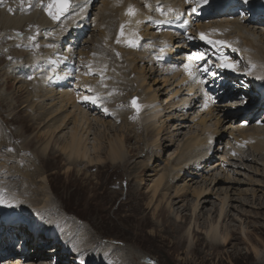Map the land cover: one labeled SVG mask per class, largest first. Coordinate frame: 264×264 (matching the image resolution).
Returning <instances> with one entry per match:
<instances>
[{"label": "bare ground", "instance_id": "obj_1", "mask_svg": "<svg viewBox=\"0 0 264 264\" xmlns=\"http://www.w3.org/2000/svg\"><path fill=\"white\" fill-rule=\"evenodd\" d=\"M1 1L2 0H0V2ZM4 1L7 3V5L4 4L1 8V31H9L13 29H24L23 31H25L27 28L29 29L34 27L33 23L39 22L37 27L40 26L43 31L42 33H44L41 40H46L47 34L54 33L57 35L54 37V39H56L57 42H61L68 40V36L73 34L70 30L71 28L77 29L76 31H78L79 34H81V30H87L90 28V19H92V21L96 23L95 27H97L96 29L99 32V36H97V38L95 36L94 40L90 41L88 46H86V42L89 41L83 40L85 43L83 42L81 47L86 54L88 51L96 52L94 53L93 59L94 62H96L95 67L98 69L99 76L102 77V81L98 82L97 85V80L94 82L96 78L92 77L90 80H88V77L85 76V74L80 75V71L78 73V75H80L81 78L86 81L85 83L92 85V94L95 95L97 100H95L92 104L77 102L73 97L74 92L72 93V91L68 92L67 90H62L61 87L59 90L51 87L47 89L45 88V97H47L49 103H40L38 110H44L45 112L46 117L44 119L40 117L39 118L43 119L41 121H44V123L46 122L45 126L49 127V129L44 131L42 134V136H45L46 140L49 139V141L40 152V156H44L52 147L51 138L54 137L56 133L59 134L68 128L69 121L73 123V126L70 127L68 132L62 134L64 135V140L61 150L67 155V158L69 161H71V163H86L88 168L89 166H95V164H101L102 162L101 146L103 144L101 145V143L98 142V138L95 137L96 139L94 138L95 140L92 142V145H90L91 139L89 136L91 135V131L95 128V125H100V127H97L98 131H100L102 127H105V130L107 131L115 130V132H117L114 134V136L112 135L108 143L109 158H111L113 163L116 164L121 163L126 158L127 153H129L127 146L124 144V134L122 131L127 133L131 131L133 134V132H135L134 128L136 126L137 130L145 128V130L150 131L152 135L153 128L156 129L157 127H160L158 129V133L156 134V140H154V142H159V140L161 141L159 136L163 128L165 130L167 127H174L175 131L180 130L181 128L188 126L185 123L189 121L192 122L197 118L199 119V121L196 119L198 123L195 122V124L197 123V130L193 131L194 133H191L189 135L190 138L184 143H182V140L181 142H178L179 144L177 145L175 152L169 156L166 168H161L163 172L158 175L156 179H154L151 189L153 198H159L161 196L164 199H179V197H182L183 195L179 187H175L173 195L169 193V190L171 187H173L176 180L178 181L180 179H185L184 181L188 182V191L192 192L193 196H195L196 201L194 204H190V221L187 217H185L184 220L177 219L178 221L176 220V223L170 224L176 229L175 230L171 228L172 232L176 234V232L182 231L184 226L189 223L190 226H188L189 228L187 230V233L189 234V240L187 241L190 248H193L196 245V243H194L192 231L202 232L204 234L206 233V240H203L205 245L207 243V245H211V247H225L224 245H228L235 235L233 234V229L228 231V229L224 227V221L230 220V222H232L236 219V221L240 222L238 217L234 218V216H238V214L233 215L231 210L234 209L241 214L240 210L245 206L252 205L250 207L255 209L264 208V198L261 199V197L256 195V189H251L252 195L249 198L247 190H240L239 188V191H241L239 196H237L238 194L235 195L233 192V190L235 191L238 186L246 181L244 179L251 178V175L249 177V175H246V172H243V170H248V172L251 171L256 176L262 175V177H264V121L261 120H264V113L261 119L257 120L256 122L253 121V116L264 106V48H260L259 51H256L254 48V46H259V37H263L261 39L264 42V0H102L100 1L101 5L97 3V0H71V6L68 8V10L64 12L58 20H55L58 21L57 23L55 21L49 20V9H45V5H49L51 0ZM27 3L31 4L28 5V8H30L29 10H26L27 8H25ZM222 3H227L226 5H232L233 3H236V6L232 8V12H237L235 10L238 6H240L239 9L242 8L243 11H247V16L242 19L232 18L233 21L232 19H223L222 23H219L221 24L219 26L224 28V31L227 32L226 36L229 37L230 35V37H233L232 39H230V37H222L218 33H215V36H213V32H207L206 30L203 33L209 39L217 42L225 41L226 43L212 44L209 43L207 39H201L200 35L198 38L190 39L189 41L180 36V34L185 33V31L188 30V26L191 25V16H194V18H201L202 14L205 12L204 10H216L222 5ZM129 6H132L135 9V15L127 14ZM170 9L172 11H170ZM51 11L56 12V8L53 7ZM11 13L16 15V17H11ZM91 15H93L92 18ZM227 17H229V15ZM116 18L118 21L114 20ZM147 19H150L149 21H152V24H155L156 22L168 24L170 27H173L174 31H170L168 29L169 31H161L162 34L156 36L151 33L153 37L151 39H147V29L145 25V21ZM237 20H239V22H237ZM122 26L124 31L120 42L129 44L130 40L134 41L136 52L126 51V56H122L123 59H114L112 56V58L110 57V60H106L107 58H104V56H106L104 54L109 55L112 49L114 50V48H117L114 45V37L116 36L117 32L116 28H120L121 30ZM254 27L256 29H260L261 31L257 32L256 30H253ZM218 30L222 29L218 28ZM88 37L90 38V36ZM6 39L11 40L10 38ZM11 43H7L8 48H10L9 51H7L9 56H7L6 53H3L5 57L0 55V57L4 60L3 64L7 67V73L0 70V78L3 79L5 82L4 84H6L7 87L9 86L11 79L16 80L14 73L15 64H11L10 61L15 58L18 59L17 55L21 54V52H24L23 50L17 49L19 46H28L29 44V42L25 41L18 43L17 40ZM201 43L214 48V51H216V49L221 50L222 54L224 55V60L220 62L221 64H223L225 58H227L229 63L235 65V68L223 67L227 71L226 74L228 77L221 78L219 80L215 79L216 74L215 72H212V68L205 73H202V71L199 69V65L206 59V53H200L196 48V46H199ZM48 44L49 43H47V45ZM1 45L3 46V43L1 44L0 42V49H2ZM161 49H163V51H161ZM176 50H180V52L175 53ZM11 51L17 55L11 54ZM47 51H49V49ZM59 51H61V49ZM205 51L210 52L206 49ZM62 53L63 52H61V54ZM81 53H83L82 50L80 54ZM187 53H194L197 55V60L193 66L182 60L187 55ZM172 54L175 55L173 58H171ZM241 54L246 59L245 69L239 67L237 62V59L238 57H241ZM90 56L88 57L91 58ZM38 58L39 55H36L35 60H38ZM28 59H30V57H28ZM65 61L66 60H64V62ZM106 61L110 62L111 66L114 67L115 72L118 73L117 87L120 89V92H124L127 88L133 91L139 88L141 89L139 91L144 93V97L141 99L140 103L145 104L146 110L142 114L138 115V121L136 120V122H134V118H130L132 114H130L129 111L126 113L122 112V114H120L121 116L119 118L121 121H123V125L127 123L131 124V126L124 125L118 127L115 126L112 121L106 120V118L99 116V113H103V117L113 115L116 108H114L115 104L113 106L115 99L112 101L110 96L103 94L106 89V85L108 84L105 79L107 64ZM136 61L144 63L145 66L139 70L136 66L137 64H135ZM157 62H159L157 66L153 65V63ZM186 64L192 66L191 74H189V70L187 69L184 73L179 70L180 65L185 67ZM87 65L89 64L87 63ZM68 71H70V69ZM91 71L92 70H90V72ZM135 72H137L138 76H133V80V77L131 78L129 76ZM52 73L53 69H50L46 75L42 77L44 80H46L47 85L52 84L51 82H47V79L51 80L55 77V75ZM240 75L244 76L241 78V80H245L246 83L252 85L251 92L244 96L240 95L245 93V91L243 92V87L234 83L232 79L233 76ZM110 76L112 75L110 74ZM152 77L156 78L153 84H157L159 80H163L166 84V90L164 89V91H161L160 88L153 89V84L149 82ZM120 80H132V84H130L131 82L129 83L127 81L123 86H121ZM203 80L210 82L213 80V83L218 82L221 88H225V94L220 97V102L222 103L218 105L213 104L214 99L212 98L211 93L204 88ZM20 81L18 83H20ZM57 81L58 79L55 77L53 83L56 84ZM22 83L27 86V91L30 87H43L40 85V83L35 82V80L32 83L26 82L24 80ZM111 84L113 83L111 82ZM185 84L188 87L184 86ZM83 86L84 85H82V87ZM82 91L83 90H81V92ZM159 91L160 93H158ZM83 92L87 91L85 90ZM148 92L153 93L154 95L151 96ZM247 92H249V90H247ZM28 93H30V90ZM159 95L166 98L164 100L159 99ZM255 95L257 97H255ZM83 96L88 95L85 94ZM115 98L119 102L123 101V105L126 106L125 97L123 95L120 94ZM225 99L233 101V105L231 106H234V109H237L238 111L241 107V104H243L242 106H245L246 109L249 110L246 115L248 120L244 127L238 125L234 128V122L228 120L229 117L226 118V120L215 118L216 116L219 117L221 115L227 116V114L230 113L231 108H229V104L231 103L225 102ZM157 100H161L162 104ZM3 101H8V97L3 91H0V106L1 102ZM30 101L31 99L28 97L26 103ZM25 106L27 105H24V107ZM30 108L34 109L33 106ZM239 114L241 115L243 112ZM208 117H210L209 119L214 118V120H210V122ZM39 118L38 120H40ZM167 120L175 121V123L172 125H166L165 121ZM251 121L252 123H249ZM220 125L221 127H219ZM117 128H120L121 130H116ZM227 128H234L236 132L230 131L231 137L225 141L224 137ZM119 133L120 136L118 135ZM176 134L173 132L169 133V140L172 144L177 138ZM185 135L187 136L188 134ZM8 136L9 134L6 132L0 131V159L3 161L2 164L0 160V217L2 223L5 225V233L13 231V229H16L19 226H23L25 232L33 231V233H35L39 228L38 222L44 221L45 218H53V216L55 218L59 217V220L64 224V229L67 232V238L69 242L72 243L77 241L82 244L77 250L78 253H82L83 258H81L79 261H76V263H84V258H86L88 255L91 264H97L102 258H105L106 264H135L133 262H129L131 254H136V252L133 251V248L131 247L130 249L122 248L120 250L115 247L109 250L103 249L99 252L97 247L93 248L92 246L90 247L86 245L90 242L97 244V241L91 239V233L87 231L83 224L80 222H75L68 217L63 218L58 214L59 211L56 207H54V198L48 188V184H51V182L49 179V174H47V170H45L46 168H44V166L39 167L35 163H32L34 162V156L31 158V160L28 159V163L22 162L25 165H23L20 161H17L19 157V152L17 150L20 148L15 150V154H17V156L14 154L11 156L6 155L7 152H5V149H7V145L4 141ZM149 152H152L151 149H148V153L145 155L146 161L144 163V167H149L151 163L150 160H153V154L155 153L149 154ZM26 153L31 154V152ZM36 156L39 157L38 154ZM257 165H261L263 168L260 169ZM42 171H44V175L46 176L40 177ZM260 172L263 173L261 174ZM199 176L204 178V182L202 184L195 180V177ZM239 176H242L243 178L241 179ZM10 179L14 180L11 181ZM19 179L21 180L18 181ZM251 179L253 180L254 178ZM7 180H9L8 184L6 183ZM251 183L252 182H250V184ZM254 183L260 185L262 189L264 188L263 180H259L257 178ZM194 184H196V186L193 188ZM214 194L217 196L216 200L220 202L219 205H216V203H212L211 201V197ZM241 195L243 197H241ZM173 200L169 202L170 205L173 203L177 204V201L174 202ZM182 200L183 199L181 198L178 203ZM210 202L212 206L211 208L207 209L206 206ZM137 205V207L142 206L141 204ZM188 205L189 203L182 204V206H179L178 209L183 208L181 210L185 212V209ZM213 207L215 208L214 210ZM163 208L164 207L161 206L160 211L164 210ZM55 209L57 210L55 211ZM183 211H181L180 214H183ZM215 213L216 216H214ZM63 215L65 214L63 213ZM203 217L205 219L203 222H200V219H203ZM182 218H184L183 215ZM32 222H37L34 225V228L31 227ZM227 226L230 228L228 223ZM204 228L205 230L207 229L206 232L203 231ZM240 230L244 241H249L250 234L247 233V231L242 227ZM22 234H24V232ZM83 234L84 236L88 235V239L83 240ZM32 237L30 234L28 241L21 238V244H25L27 246L26 251L22 253H26L29 248L31 250H35L38 255H34L32 259H29L28 257V259L35 264H39L42 261L48 260V255L46 254H49L50 250L41 253L39 250V241L36 240L37 238L35 239ZM182 240L183 238H178V235H176L174 241L175 245L177 247H183L185 243ZM178 243L179 245H177ZM254 248L257 254L261 255L260 250L257 247ZM196 249L200 248L196 247ZM35 251H33L34 254ZM88 253L94 254L92 260L90 259ZM4 256H10V258ZM0 258V264H5L11 263L20 257L15 256L11 251L7 255L0 254ZM139 258L141 259L142 257L140 256ZM69 260L74 261L75 257H71ZM47 263L50 264L49 262ZM56 264H63V262ZM64 264H66V261H64Z\"/></svg>", "mask_w": 264, "mask_h": 264}, {"label": "rangeland", "instance_id": "obj_2", "mask_svg": "<svg viewBox=\"0 0 264 264\" xmlns=\"http://www.w3.org/2000/svg\"><path fill=\"white\" fill-rule=\"evenodd\" d=\"M100 1L102 0H97V3H99V5H101ZM4 4L7 5V3H5L4 0H2L0 2V13H1V8ZM226 4L227 3L222 4L218 10H212L209 12L205 11L202 14L201 18L200 17L194 18V16H191L192 20H191V25L189 26V31L184 34H181L180 36H182V38L184 39H190L189 37H191V39H196L198 38L199 32H203L205 29L218 31V28H220L222 29L220 31H223L224 28H221V26H219L221 24L219 23H222V20L224 19L225 16L229 15V17H227L226 19H232V18L242 19L243 17L246 16V13H244L242 9H238V11H241V12H234V11L232 12L231 7H233L235 4L233 5L231 4L226 5ZM27 5H31V4L27 3L25 5V8H27ZM29 9L30 8H27L26 10H29ZM47 9H49V6H47ZM11 17H16V15L11 13ZM92 17L93 15H91V18ZM49 20L55 21L51 16ZM114 20L118 21L117 18ZM215 20H216V23H215ZM192 21H195V22H192ZM55 22L57 23L58 21H55ZM237 22H239V20H237ZM38 23L39 22L33 23L34 27L29 28V29L27 28L25 31H23L24 29H20V30L13 29L9 31H4V30L1 31V28H0V42L1 44L3 43V46L1 45L2 49H0V55L4 57L5 55H3V53H6V55L9 56V53H7V51H9L10 48H8L7 43L15 42L16 40L18 41V43L22 41L29 42L28 46H19L17 48L19 50L24 51V52L20 51L21 54L17 55L11 51V54L17 55L18 57V59L15 58L10 61L11 64L13 63L15 64L14 71H16V73L18 74V77H17L16 73L14 72L16 80L11 79L12 83L10 82L9 86L7 87L6 84H4L5 82L3 81V79L0 78V91H3L8 97V101L1 102V106H0V131L6 132L7 134H9V136L4 141L6 142L5 144L7 145L6 147L7 149H5V152H7L6 155L11 156L12 154H14L17 156V154H15V150H17V148H20L19 150H17L19 152V157L17 161H20L21 163L22 162L28 163L29 162L28 159L31 160V158H33L34 156V162L32 163H35L39 167L44 166V168H46L45 170H47V174H49V179L51 182V184L50 183L48 184V188L54 198V202H55L54 207L58 209L59 211L58 214L62 216L64 213L65 215H63L62 217H68L71 220L74 219L75 222L77 221L83 224L86 227L87 231L91 233L90 234L91 239L94 241H97L96 242L97 244L90 242L91 244L89 243L86 245L90 247L92 246L93 248L97 247L99 249V252L103 249L109 250L115 247L118 250L122 248L130 249L131 247L133 248V251L136 252V254L135 253L133 255L131 254L129 262H133L135 264H264V208L255 209L253 207H250L252 205L245 206L243 207V209L240 210L241 214L235 211L234 209H232L233 211L231 210V213L233 215L238 214V216H234V218L238 217V219H240V222L236 221V219L232 222H230V220L224 221V227H226L228 231L233 229L234 230L233 234L235 235L233 236V238L231 239L228 245H224L225 247H220V246L211 247V245H207V243L205 245L203 243V240H206L205 239L206 233L204 234L202 232L192 231L194 243H196V245L193 248H190L188 241H187L189 240V234L187 233V230L189 228L188 226H190L189 223L184 226L182 231H178L176 232V234L172 232V229H175V227L170 225L171 223L172 224L176 223L175 221L177 219L184 220L185 217L189 218V221L191 219L190 204L191 205L194 204L196 199H195V196H193V193L189 192L187 189L188 182L184 181L185 179H180L178 181L176 180L174 182L173 187H171L172 189L170 188L169 193L173 195V191L175 187H179L181 193L183 194L182 197H179V199L177 198L174 200L173 198L164 199L161 196L159 198H153L151 189H152L154 179H156L158 175H160L163 172L162 169L164 167L166 168V165L169 160V156H171L175 152L177 145L179 144L178 142L179 141L181 142L182 140V143H184L190 138L189 135L191 133H194L193 131L197 130V125H196L198 123L196 121L197 118L192 122L189 121L185 123L188 126H186L185 128H181L180 129L181 131L180 130L175 131L174 127H167L168 129L166 128L165 130L163 128L159 136V139L161 138V141L159 140V142H154V140H156L155 139L157 137L156 134L158 133L159 131L158 129L160 127H157L156 129L153 128L152 135H151V132L146 131L145 128H141L140 130H137L136 126L134 128L135 132H133L134 135L132 134L131 131L128 133L122 131V133L124 134V144L125 146H127V150L129 153H127L126 158L121 163H116V164H114L111 158H109L110 156L108 152L109 150L108 143L112 135L114 136V134H116L117 132H115V130L107 131L105 130V127H102L101 130L98 131L97 127H100V125H95V128L91 131V135L89 136V138L91 139L90 145H92V142L96 139L95 137L98 138V142H100L101 145L103 144L101 146L102 162L101 164H95V166H89L88 168H87L86 163H83V164L82 163H71V161H69V159L67 158V155L64 154L63 151L61 150V146L64 140V135L62 134L68 132L70 130V127L73 126V123L69 121L68 128H66L65 131L60 132L59 134L56 133L54 137L51 138L52 147L48 150V152L44 156H40V152L43 150L44 146L49 141V139L46 140L45 136H42L44 131L49 129V127L45 126L46 122L44 123V121H41L46 117L45 112L44 110H41V111L38 110V106L40 103H44V104L49 103V100H47V97H45V94H46L45 90L49 87L59 90V86L62 85L63 86L62 90H67L68 92L72 91V93L74 92L73 97L75 101H76L75 95H78V97H83V98L90 96V94H87V93L85 94H87L88 96H83L85 94L80 96V94H77V93H83V91H85L84 88L88 86L85 83L86 81H84L80 75L85 74V76L88 77V80H90L92 77L97 78V74L93 73V71L90 72V70L92 69L89 68L94 62L93 57H94V53L96 52L88 51L89 54L88 53L86 54L81 46L84 42L83 40L89 41V42H86L87 45L85 44L86 46H88L90 44V41L94 40L95 36L96 38L97 36H99V32L96 29L97 27H95L96 23L93 22L92 19H90V24H91L89 26L90 28L87 30H83L84 33L78 39L79 41L75 39L76 36L74 35V36H71L67 42H61L60 44H57L53 48V47H50L51 46L50 42L51 44L56 43V39H54V37H56L57 35L54 33H50L51 35L50 34L46 35V38H47L46 40H41L44 33H42L43 31L40 26L37 27ZM145 25L147 29L146 30L147 39H151L153 37L152 34H154V36L161 35L162 34L161 31H167L168 29L170 31H174L173 28L170 26L168 27L164 26L160 22L152 24V21H149L148 19L146 20ZM91 27H93L94 29ZM161 27H163L162 30H161ZM118 29L119 28H116L117 32H118ZM253 30H256L257 32L261 31L260 29H256L255 27L253 28ZM72 31H75V29H73ZM117 32H116V36L114 37V45L117 48H114V50L112 49L113 52L111 50L109 55L104 54L106 55L104 56V58H107L106 60H110L112 56L114 59H123L122 56L123 57L126 56V53H125L126 51L136 52V49L133 46L128 47L126 43L120 42L121 35L119 34H121V32L118 34ZM226 34L227 33L225 32V35ZM88 36H90V38ZM6 38H10L11 40H8ZM261 38L259 37V42H258L259 46H254L256 51H259L260 48L262 47L264 48V42ZM47 43H49L48 45L50 46H48ZM4 44H6L7 46ZM67 46H69V48H67ZM201 47H202V44L198 46V48H201ZM44 48L45 49L47 48L46 51ZM48 49L49 51H47ZM60 49L61 51H59ZM81 50L83 53L80 54ZM72 51L74 54L72 53ZM25 52H27L28 54ZM61 52H63L62 53L63 55L61 54ZM179 52L180 50H176L175 53H179ZM41 53L43 57H46L50 60L48 63L44 61H40V59L35 60L36 55L37 56L41 55ZM174 54L171 55V58H173L176 55ZM88 56H90L91 58H89ZM28 57H30V59H28ZM63 59L66 61L64 62ZM210 59L211 57H209L208 60L205 61V63L201 66V68L203 66L206 67ZM216 59L218 58H215V60H213L214 61L213 66L217 65L218 61ZM31 60H32V63H31ZM69 61L72 62L73 67H75L73 68L74 69L73 75L75 77L74 76L66 77V79L61 80L62 83L59 84V80L63 79L67 75L66 71L68 70L67 64ZM3 63H4V60L0 57V70L7 73V67ZM33 63L45 65L44 67L39 68L41 70H45L48 68H54L56 72L59 74V80L56 82V84L53 83V81L55 80V77L51 80L47 79V82L52 83V84L50 83L51 85L45 84L43 82L44 78H42L43 77L42 75L44 73H39L38 74L39 77L35 78L36 76H33L34 75L33 73L35 72L33 73L30 72ZM87 63L89 65L91 63V65L90 66L87 65ZM242 63H244V60L242 61ZM135 64H137L136 66L138 67L139 70H141L143 66H145L144 63L139 62V61H136ZM86 65L89 67H87ZM108 65H109L108 72L109 74L112 75L111 76L112 79L109 81V83L110 84L111 82L113 83L109 85L112 87L111 95H112V98L115 99L113 102V106L115 104V107L117 108L115 112V116L116 115L117 116L116 117L115 116L103 117V113H99V116L102 118H106V120L112 121V123L118 127L124 126V125L131 126V124H127V123L123 125V121H121V119L119 118L121 116L120 114H122V112L126 113L132 110L133 114L131 116L129 114L130 118H134V122H136V120L138 121V115L142 114L146 110L145 104L140 103L141 99H143L144 97V93L139 91L141 89H139L138 86H137L138 89H135L134 91L127 88L125 89L124 92H120V89L117 87L118 73L115 72L114 67L111 66L110 62H108ZM153 65L157 66L158 63H153ZM63 68H66L67 70ZM160 68H163V67H160ZM26 70L29 71V72H26L27 74L29 73V75L27 79H23L21 75ZM168 71H169V68H168ZM214 71H216L217 74H220V71H223V69L216 68V70ZM78 73L80 75H78ZM169 73H172V72H169ZM133 76L134 77L138 76L137 72H135L129 77L132 78ZM134 77L132 78L133 80H134ZM77 78L81 79L80 80L81 83L80 81H77ZM33 79L35 80V82L40 83V85H42L44 88L43 87L31 88L29 86L30 88L28 89L30 90V93H28L29 90L27 91L26 89L27 86H25L23 84L24 82L22 83V81L25 80L26 82L32 83L34 81ZM155 79L156 78L152 77L149 80V82L153 84ZM233 79L237 84L245 87V90H243V92L245 91V93L241 95H247L248 94L247 90H249V87H247L244 84H240L239 80H237V77H233ZM96 80L97 79H95L94 82H96ZM19 81L20 83H18ZM127 81L130 83L132 80L131 81L129 80L121 81L120 80V85L123 86L124 83ZM163 83H164L163 80H159L157 84H153V89L160 88L161 91H164V89L166 88V84L165 83L163 84ZM210 83H211L210 81L209 82L207 81L206 83H204L205 88L207 87L206 88L207 90L210 88L209 89L210 92L213 94V96L216 97V100H217V102L214 105H218L222 103L220 102V97H222V95L224 94L223 89H220L221 91L218 90L219 92L218 91L214 92L212 89V86H210L211 85ZM130 84H132V82ZM82 85L84 86L82 87ZM52 86H55V87H52ZM81 90L83 91L81 92ZM158 93H160V91ZM120 94L125 97L126 106L123 105L122 103L123 101L119 102L116 100L115 97ZM149 94L151 96L154 95L153 93H149ZM28 97L31 99V101L26 103ZM134 97L138 98V101H137L139 105L138 109L131 104V101ZM165 98L164 96L161 97L159 95V99L164 100ZM157 101L161 102L162 104L161 100H157ZM13 104H14V108H13ZM24 105H27V106L24 107ZM229 105H230L229 108L231 109H230V113L227 114V116L221 115L219 117L216 116L215 118L226 120V118L229 117L228 120L234 122L233 123L234 128L238 125L244 127V125L247 123V120H248L246 116L247 114L246 107L242 106L243 104H241L240 105L241 107L238 111L237 109H234V106H231L233 105L232 103ZM31 106H33L34 109H31L30 108ZM242 112L243 114L240 115L239 113H242ZM263 113H264V106L261 110H258L257 113L253 116V121L256 122L257 120L261 119ZM39 117L43 119H40ZM38 118L40 120H38ZM209 118L210 117H208V119ZM197 120L199 121V119ZM210 120L213 121L214 118L209 119V121ZM261 120L264 121L263 119ZM195 122L197 123L195 124ZM174 123L175 121H171V120L165 121L166 125L168 124L172 125ZM219 127H221V125ZM234 128H231V129L227 128L225 132V137H224L225 141L230 139L231 137L230 131L236 132ZM116 130H121V129L117 128ZM171 132H173L174 134H176L177 132L176 134L177 138L175 139L173 144L169 140L170 139L169 133ZM185 134H188V135L186 136ZM118 135L120 136V133ZM148 149H151L152 151V152H149V154H153V153L155 154H153V160L149 159L151 162L150 166L144 167V163L146 161L145 155L148 153ZM26 152H31V154H28ZM37 154L39 155V157L36 156ZM0 160L3 164L2 159ZM24 163L22 164L25 165ZM257 166L260 169L263 168L261 165H257ZM44 171L41 172L40 177L46 176L44 175ZM243 172H246V175H249V177L251 175V178H254V179L253 180L251 178L244 179L246 180L245 181L246 183L244 182L238 187L236 186L237 188L235 189V191L233 190L235 195L237 194H238L237 196L240 195L239 194L241 192L239 191V188H240V190H247V193L249 195L248 198H249L252 195L251 189H256L257 190L256 195L258 197H261V199H263L264 198V188L262 189L260 185L255 184L254 182L257 178L259 180L264 181L263 179L264 177H262V175L256 176L251 171L248 172V170H243ZM260 173L262 174L263 172H260ZM239 178L242 179L243 177L239 176ZM10 180L12 181L14 179H10ZM20 180L21 179H19L18 181ZM195 180L201 184L204 182V178L202 176L195 177ZM39 181H40V178H39ZM8 182L9 180H7L6 183L8 184ZM250 182L252 183L250 184ZM194 186H196V184L193 185V188ZM216 197L217 196L215 194L212 195L211 201L212 203H216V205H219L220 202L216 200ZM241 197L243 196L241 195ZM181 198L183 200L178 203V201ZM172 200L174 202L177 201L176 202L177 204L173 203L170 205L169 202ZM188 203L189 205L185 209V212L181 210L183 208L178 209L179 206H182V204H188ZM137 204H141L142 206L137 207L138 206ZM161 206L164 207L163 208L164 210L162 211H160ZM211 206L212 204L210 202L207 204L206 207L208 209V208H211ZM57 209H55V211ZM214 209L215 208L213 207V210ZM181 211H183V214H180ZM203 211H206V210H203ZM161 212H164V213H161ZM182 215L184 216V218H182ZM214 216H216V213L214 214ZM204 219H205L204 217L203 219H200V222H203ZM227 223L230 225V228H228ZM241 227L244 230H246L247 233L250 234L249 241L247 242L244 241L242 237L241 230H240ZM14 230L15 229H13V231ZM203 231L206 232L207 229L205 230L204 228ZM13 233L16 235L15 232ZM176 235H178V238H183L182 241L185 243L183 247H177L175 245L174 241H175ZM32 236L33 235H31V237ZM9 237L10 235L8 233H5V225L1 221L0 222V254H7V250L4 251V249L5 248L8 249V245H11L9 241ZM17 238L21 239L18 236ZM32 238L36 239V237L34 236ZM86 239H88V235L84 236L83 234V240H86ZM36 240L40 241V239L38 238ZM177 245H179V243ZM196 247H199L200 249H196ZM254 247H257L260 250L261 255L257 254ZM89 256H90V259L92 260L94 257V254H89ZM140 256L142 257L141 259L139 258ZM85 260L86 258H84V263L86 262ZM74 262L75 260L74 261L67 260V264H73ZM97 264H106L105 258H102V261H98Z\"/></svg>", "mask_w": 264, "mask_h": 264}, {"label": "snow or ice", "instance_id": "obj_3", "mask_svg": "<svg viewBox=\"0 0 264 264\" xmlns=\"http://www.w3.org/2000/svg\"><path fill=\"white\" fill-rule=\"evenodd\" d=\"M70 6H71V0H58V4H51V5H49V12H48V14H49L54 20H58V19L60 18V16L63 15V13L66 12V11L68 10V8H69ZM53 7H57V12H53V11H51V9H52ZM161 11H162V10H161ZM170 11H172V10L170 9ZM127 14H128V15H135V9H134L132 6H129V8H128V13H127ZM214 31H215V30H214ZM121 35H123V26L121 27ZM189 38H191V37H189ZM200 38H201V39H207L208 42H209V43H212V44H215V43H226L225 41H219V42H217V41L211 40V39H209L204 33H201V34H200ZM129 44L134 46L135 42L132 41V40H130V41H129ZM161 51H163V49H161ZM222 66H223V67H232V68H235V65L232 64V63H229V62L227 61V58H225V61H224V63L222 64ZM191 67H192V66L189 65V64H186V65H185V68H186L187 70H189V74H191ZM83 99H85V100H88V99H95V97H84ZM137 101H138V98H135V97H134V98L132 99V101H131V104H132L134 107H136V108L138 109V108H139V105H138ZM233 154H235V153H233Z\"/></svg>", "mask_w": 264, "mask_h": 264}, {"label": "water", "instance_id": "obj_4", "mask_svg": "<svg viewBox=\"0 0 264 264\" xmlns=\"http://www.w3.org/2000/svg\"><path fill=\"white\" fill-rule=\"evenodd\" d=\"M56 4H58V0H53Z\"/></svg>", "mask_w": 264, "mask_h": 264}]
</instances>
